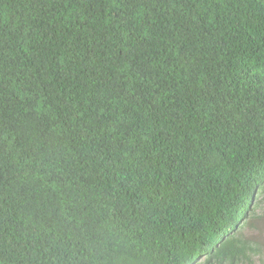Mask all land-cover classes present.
I'll return each instance as SVG.
<instances>
[{
    "label": "trees",
    "instance_id": "1",
    "mask_svg": "<svg viewBox=\"0 0 264 264\" xmlns=\"http://www.w3.org/2000/svg\"><path fill=\"white\" fill-rule=\"evenodd\" d=\"M263 215L264 0H0V264H264Z\"/></svg>",
    "mask_w": 264,
    "mask_h": 264
},
{
    "label": "rangeland",
    "instance_id": "2",
    "mask_svg": "<svg viewBox=\"0 0 264 264\" xmlns=\"http://www.w3.org/2000/svg\"><path fill=\"white\" fill-rule=\"evenodd\" d=\"M241 226L242 225H240L237 229H240ZM242 233L245 236V238H248L252 240L253 242L258 241L260 243H264V215L261 216L258 221L255 220L253 222V225L246 224L244 228L242 229ZM259 254L260 253H253L252 255L251 261L254 262V264H259V261H260ZM242 264H246V263L243 262Z\"/></svg>",
    "mask_w": 264,
    "mask_h": 264
},
{
    "label": "clouds",
    "instance_id": "3",
    "mask_svg": "<svg viewBox=\"0 0 264 264\" xmlns=\"http://www.w3.org/2000/svg\"><path fill=\"white\" fill-rule=\"evenodd\" d=\"M31 120H33V117H30ZM196 263H201V259L198 261V260H195L193 261L192 263H189V264H196Z\"/></svg>",
    "mask_w": 264,
    "mask_h": 264
}]
</instances>
